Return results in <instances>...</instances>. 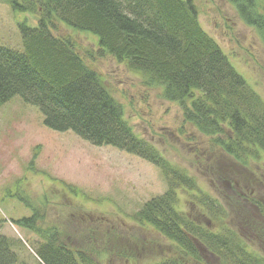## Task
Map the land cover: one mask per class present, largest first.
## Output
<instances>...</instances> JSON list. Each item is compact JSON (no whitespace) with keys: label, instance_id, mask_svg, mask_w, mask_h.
<instances>
[{"label":"rangeland","instance_id":"374dc122","mask_svg":"<svg viewBox=\"0 0 264 264\" xmlns=\"http://www.w3.org/2000/svg\"><path fill=\"white\" fill-rule=\"evenodd\" d=\"M192 1L202 28L264 100V43L256 29L240 19L229 0ZM40 13L38 4L20 10L0 0V46L22 49L19 23L36 26ZM51 31L74 42L123 106L135 134L194 178L197 189L179 188V205L188 215L212 229L231 227L264 256V214L251 202L264 207V153L246 165L238 162L211 136L183 121L180 106L163 98L160 87L146 85L142 74L99 52L93 33L55 18ZM166 189L158 166L114 146L89 143L71 130L48 128L39 108L18 96L0 106V235L16 254L14 264H38L40 231L50 229L69 248L104 264H152L169 257L175 244L133 218L145 201ZM202 197L219 203L220 221L200 204ZM34 211L39 232L13 222ZM203 256L201 264H222L208 251Z\"/></svg>","mask_w":264,"mask_h":264},{"label":"trees","instance_id":"16d2710c","mask_svg":"<svg viewBox=\"0 0 264 264\" xmlns=\"http://www.w3.org/2000/svg\"><path fill=\"white\" fill-rule=\"evenodd\" d=\"M240 19L264 43V0H229ZM13 8L40 13L36 26L19 23L22 49L0 46V106L18 96L38 107L46 127L71 130L94 145H111L136 155L164 174L167 189L145 201L133 218L150 224L176 248L152 264H201L204 252L222 264H264L242 236L221 224L218 230L195 221L181 207L179 188L197 189L194 178L166 159L132 128L123 106L100 75L89 68L69 38L52 34V19L97 37L99 52L158 86L162 97L176 102L183 121L211 136L238 162L264 153V100L237 72L226 53L201 26L192 0H8ZM202 206L217 219L212 197ZM210 198V199H209ZM192 201V200H191ZM264 214L261 203L251 200ZM215 203V204H214ZM221 209V208H220ZM222 210V209H221ZM36 211L13 221L38 231ZM36 247L38 264H104L85 251L73 250L55 230L44 231ZM17 260L8 239L0 235V264Z\"/></svg>","mask_w":264,"mask_h":264}]
</instances>
